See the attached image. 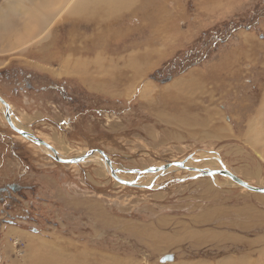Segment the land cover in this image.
<instances>
[{"label":"rangeland","instance_id":"374dc122","mask_svg":"<svg viewBox=\"0 0 264 264\" xmlns=\"http://www.w3.org/2000/svg\"><path fill=\"white\" fill-rule=\"evenodd\" d=\"M78 1L8 19L0 95L59 156L111 164L57 160L0 102V264L62 261L28 237L77 264H264V193L208 171L264 187V0Z\"/></svg>","mask_w":264,"mask_h":264},{"label":"bare ground","instance_id":"6f19581e","mask_svg":"<svg viewBox=\"0 0 264 264\" xmlns=\"http://www.w3.org/2000/svg\"><path fill=\"white\" fill-rule=\"evenodd\" d=\"M65 0H42V8H43V10L44 11H47V12H50L55 6L57 7V6H59V3H61V2H64ZM96 0H79L78 1V3H77V5H79L81 8H83V7H85V6H90V3H94ZM104 1V0H103ZM120 1H124V0H105L104 1V3H106V4H110V5H117V6H120L121 4H120ZM24 5H25V0H11V1H9L8 2V4L5 6V8H1L0 9V36L1 37H3V38H8V37H10V35L11 34H13V30H12V28H11V25L10 24H8L7 23V21H8V19H10V17L11 16H13L14 14H22L23 16H25L26 15V13H25V11H24ZM86 9V8H85ZM35 11H36V8H35ZM9 17V18H8ZM35 31V28H33V27H29V28H27V29H25L24 31H22L21 33H19V34H17L16 35V37H17V39H21V38H24V37H26V36H29V35H32V33ZM3 35V36H2ZM88 61V60H87ZM90 62V61H89ZM231 60L227 63V64H231ZM90 64V63H89ZM83 65H87V62H83ZM91 65V64H90ZM93 67H94V64L92 65ZM92 67V68H93ZM208 71V70H207ZM212 74V73H211ZM217 76V75H216ZM208 77H210V76H208V74H203V75H200V79L201 80H206V78H208ZM218 80V79H217ZM98 82V81H97ZM100 82V81H99ZM220 82V81H219ZM218 84V83H217ZM190 88L191 89H193L194 91H196V90H198V89H200L201 88V84H197L196 83V80L195 81H191V79H188V80H186V79H180V80H178L176 83H174V84H172L171 85V91H172V94L174 93L175 95H186L187 93H189V90H190ZM173 94V95H174ZM160 95V94H159ZM158 95V96H159ZM161 96V95H160ZM171 96V95H170ZM173 97V96H172ZM159 98V97H158ZM168 99H170L169 97H167ZM166 99V98H165ZM161 100V99H160ZM2 103V102H1ZM3 104V103H2ZM4 105V104H3ZM232 105V104H231ZM6 107V106H5ZM175 107V106H174ZM7 108V107H6ZM7 110V109H6ZM258 110H261V111H258ZM258 115H262L263 114V112H262V110H264V101H263V104L262 105H260L259 107H258ZM163 111V110H162ZM172 111H173V109H172ZM179 112V111H178ZM175 113V112H174ZM180 115V114H179ZM250 115V114H249ZM181 116L184 118V119H186V120H189V119H194V118H200L199 117V114L198 113H193V115L191 116V115H189L187 112H183V113H181ZM176 117H177V115H173L172 116V118H175L176 119ZM13 122H14V124L17 126V127H19V128H22L21 126H20V124L16 121V120H14L13 119ZM250 122V121H249ZM204 130V129H203ZM149 134V133H148ZM212 134V133H211ZM214 134V133H213ZM218 134V133H217ZM216 134V135H217ZM35 135V134H34ZM183 135V134H182ZM37 136V135H36ZM38 137V136H37ZM40 140H43L42 138H40V137H38ZM43 141H45V140H43ZM46 142V141H45ZM46 143H48V142H46ZM49 144V143H48ZM44 146V145H43ZM46 147V146H45ZM56 150V149H55ZM48 151V150H47ZM57 151V150H56ZM58 152V151H57ZM58 155H59V153H58ZM96 155V156H95ZM97 157H99L97 154H94L93 156H92V159H93V161H96V160H94L95 158H97ZM65 158H69V157H65ZM106 161V160H105ZM98 163V162H97ZM105 164V163H104ZM106 165H107V163H106ZM191 166V164H190V162H186L185 163V167H187V168H189ZM230 166V165H229ZM103 167V166H102ZM105 167V166H104ZM110 167V166H109ZM160 167H163V165L162 166H160ZM228 167V166H227ZM101 169V168H100ZM169 169H171V168H169ZM212 170V169H211ZM222 170V169H221ZM237 170H239V169H237ZM96 172L98 171V170H95ZM101 171V170H100ZM163 171V170H162ZM159 172H161V170L160 171H149V172H147V174H145L144 176H146V175H151V176H153L152 174H157V173H159ZM207 172V171H206ZM239 172V171H238ZM241 172V171H240ZM111 173V172H110ZM144 174V173H143ZM142 174V175H143ZM211 174V173H210ZM216 174H217V172H216ZM243 174V173H242ZM26 175V174H25ZM141 175V174H140ZM207 175V174H206ZM205 175V176H206ZM246 175V174H245ZM139 176V175H138ZM137 176V177H138ZM216 176V175H215ZM215 176H214V178H215ZM217 177V176H216ZM140 178V177H139ZM143 178V177H142ZM218 178V177H217ZM225 178V177H224ZM229 179V177H226V179ZM125 179V178H124ZM130 179V178H129ZM128 180V179H127ZM139 180V179H138ZM205 180V179H204ZM233 180V179H232ZM232 180H230L229 179V182H231ZM116 181H118V180H116ZM129 181V180H128ZM234 181V180H233ZM205 182V181H204ZM210 182V181H209ZM218 183V182H217ZM234 183H236L235 181H234ZM204 184V183H203ZM206 184V183H205ZM207 184H208V182H207ZM227 184H228V182H227ZM140 186V185H139ZM221 186V185H220ZM245 192V191H244ZM257 196V195H256ZM263 197V196H262ZM202 200V199H201ZM57 238V237H56ZM28 241H27V243H28V245H27V247H28V251H29V253H30V255H31V257H36V256H38L39 254H40V252L42 251L43 253L46 251V253H51V255H54V258H57V259H59V260H62L59 264H77V262H73L71 259H66V260H69V262L68 263H66L65 261V259H64V254H62L60 251H56V250H54L53 248V250L51 249V247H49V246H44L39 240H36V238H31V237H28V239H27ZM63 240V239H62ZM61 240V241H62ZM65 240V239H64ZM67 240V239H66ZM64 242V241H63ZM16 243H18L17 241H16ZM20 243V242H19ZM64 247V246H63ZM63 249H65V248H63ZM58 254V255H57ZM86 254V253H85ZM55 255H57V256H55ZM64 255V256H63ZM36 264V263H35ZM53 264H58V263H55V262H53Z\"/></svg>","mask_w":264,"mask_h":264},{"label":"water","instance_id":"95a60500","mask_svg":"<svg viewBox=\"0 0 264 264\" xmlns=\"http://www.w3.org/2000/svg\"><path fill=\"white\" fill-rule=\"evenodd\" d=\"M0 102H2L7 108L6 110V118L9 122V124L19 133H21L22 135H24L25 137H27L28 139H31L33 141H36L38 144L44 145L47 148L51 149V151L54 153L55 157L57 160L62 161L64 163H74V162H82L84 160H86L87 158H89L90 156H92L95 153H99L101 155H103L106 159H108L109 163L111 164L109 157L107 156L106 152L102 149H94L91 151H88L87 153H85L84 155L77 157V158H65V157H61L58 155V152L55 150V148L51 145L46 143L43 140H40L36 135H34L33 133L27 131V130H23L19 127H17L14 122H13V114L11 112V106L10 104L0 95ZM173 165H180V166H184L185 167V161H181V162H174V163H169V164H165L163 165V167H157L155 169H151L150 171H164V170H169L168 168H170ZM167 168V169H165ZM224 169V168H223ZM146 172L149 171V169L145 170ZM211 173H216V172H221L224 173L225 175L229 176L230 178H232L236 183L242 185L243 187L249 189V190H253L256 191L258 193H264V187H259V186H255L252 184H249L247 181H245L244 179L240 178L239 176L235 175L233 172L229 171V170H223V171H219L217 169H212V170H208ZM140 173H142V171H140ZM113 176L118 179L121 183L124 184H129L130 182L123 179L122 177H119L115 171L113 172ZM10 187L14 190H17L19 188V185H10ZM14 222V221H13ZM1 223H0V228H1Z\"/></svg>","mask_w":264,"mask_h":264},{"label":"flooded vegetation","instance_id":"af4514ba","mask_svg":"<svg viewBox=\"0 0 264 264\" xmlns=\"http://www.w3.org/2000/svg\"><path fill=\"white\" fill-rule=\"evenodd\" d=\"M44 140V139H43ZM46 141V140H45ZM60 154H61V152L60 151H58ZM62 155V154H61ZM20 186V185H19ZM21 187V186H20ZM8 188H11L10 187V185L8 186ZM7 187H3L2 189H1V191H6L7 189H8ZM12 189V188H11Z\"/></svg>","mask_w":264,"mask_h":264}]
</instances>
